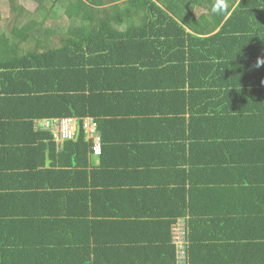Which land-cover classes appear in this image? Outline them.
I'll use <instances>...</instances> for the list:
<instances>
[{"label": "trees", "instance_id": "1", "mask_svg": "<svg viewBox=\"0 0 264 264\" xmlns=\"http://www.w3.org/2000/svg\"><path fill=\"white\" fill-rule=\"evenodd\" d=\"M20 1L8 0L7 17L0 10V161L5 162L0 176L11 157L34 170L47 151L53 154L52 135L37 129V121L86 116L98 121L103 134L100 166L92 173L109 174L110 161L119 155L114 142L128 136L110 138V109L114 118L126 119L125 126L112 128L122 133L136 124L133 110L146 107L138 114L152 119L159 131L170 125L190 131L188 139L197 143L212 141L208 162L195 155L200 165L195 172H205L195 177L210 181L226 175L225 182L231 176L225 186L234 187V201L246 200L251 205L244 206L255 209L248 219L251 240L264 252V0H31L38 5L33 12ZM161 103L176 109L175 120L158 116L165 111L157 107ZM176 133L168 132L164 141ZM84 141L81 134L70 147L82 174L92 157L91 144ZM35 177L31 191L17 187L31 204L23 195L6 199L11 206L0 211V264H71L78 243L68 236L65 249L55 245L57 221L51 223L49 213L40 210L44 187ZM237 186L247 192L238 194ZM162 199L147 205L173 217L171 231L178 220L192 219L190 208ZM181 200L188 204L182 195ZM57 229L71 231L66 223ZM90 240L88 233L80 238L87 246ZM190 240L192 248L196 239ZM142 247L147 253L137 259L143 264H177L173 244L158 252V263L150 255L155 249ZM85 248L80 264L91 257ZM123 249L114 250L124 254L117 263L128 264L140 253ZM257 257H262L257 264H264V255Z\"/></svg>", "mask_w": 264, "mask_h": 264}, {"label": "crops", "instance_id": "2", "mask_svg": "<svg viewBox=\"0 0 264 264\" xmlns=\"http://www.w3.org/2000/svg\"><path fill=\"white\" fill-rule=\"evenodd\" d=\"M134 83L138 85L140 81ZM159 105L157 107L165 108V111L158 116L167 118L168 121L176 119V109L172 105ZM144 108L146 107L133 110L134 114L131 113L130 118L136 124L133 128H122V133H116L112 128L125 126L126 119L123 116L114 118L110 109V119L106 121L110 123V138L120 134L128 136L114 142L119 155H114L117 161H110V173L103 174L104 177L102 174L96 176L92 173L99 168L100 158L89 155L86 174H82L80 163L76 164L77 159L74 161L70 158V147L73 145L75 148L79 137L74 142H67L62 148L56 145L53 154L47 151L45 158H42L44 165L33 163L36 166L34 170L20 167L29 166L24 157L18 156L26 161L21 165L17 164L24 162L11 157L12 162L6 164L9 170L0 176V211L11 206L6 199L20 198L23 195L27 204H31L26 191L17 190V187L24 185V188L31 191L33 177L36 176L35 179L39 178L44 187L40 191L41 198H38L40 210L49 213L47 219L51 223L57 221L55 245L59 246V251L65 249L63 244L68 236L78 243L70 253L71 264L82 262V246L88 247L85 249L90 252L88 261L91 264H106L108 260L109 264H124L117 263L124 255L121 252L115 253L117 247H124L123 252L129 251L133 255L139 251L135 259L128 260V264H136L135 260L137 264H143L142 259H137L143 252L147 253L143 245L155 249L150 255L158 263V252H168L165 246L168 248L172 245L170 222L173 217L165 216L162 211L149 208L148 205H159L164 200L162 198L174 199L178 208H190L194 213L193 216L189 215L192 217L191 238L196 239L192 241L190 253L192 264H225L222 261L227 264H257V260L262 258L257 255H264V252H259L255 241L251 240L253 227L248 219L256 212L255 209L244 206L251 203L246 200L234 201V187L225 186L231 176L225 182H222L221 177L226 175L210 181L195 177L205 175L202 171L195 172L200 169V165H195V155L199 153L208 162L212 141L197 143L188 139L190 131H178L170 125L166 127L167 131H159L153 126L152 119L147 116L144 120L138 114ZM116 121L122 123L112 124ZM172 131L177 133L170 136L169 142L164 141L166 134ZM84 144L88 145L85 141ZM202 145L204 152L201 151ZM3 165L5 162L0 161L1 169ZM5 174L8 175L7 178ZM198 181L201 183L198 184ZM237 188L238 194L247 192L238 186ZM179 192L188 199L187 205H183ZM14 201L12 200L13 203ZM83 205L88 206L85 214L82 211ZM58 223H66L71 231H59ZM87 233L91 236L88 246L80 242L82 234L84 237ZM194 247L196 249L193 253ZM86 262L83 261L87 264ZM176 262L178 264L177 257Z\"/></svg>", "mask_w": 264, "mask_h": 264}, {"label": "built area", "instance_id": "3", "mask_svg": "<svg viewBox=\"0 0 264 264\" xmlns=\"http://www.w3.org/2000/svg\"><path fill=\"white\" fill-rule=\"evenodd\" d=\"M36 128L49 131L53 142L62 148L67 142H74L83 134L85 142L91 144L92 156L100 157L103 154V136L100 125L90 116L75 118H58L37 121ZM191 218L177 221L172 228V244L177 250L178 264H190L191 251Z\"/></svg>", "mask_w": 264, "mask_h": 264}, {"label": "rangeland", "instance_id": "4", "mask_svg": "<svg viewBox=\"0 0 264 264\" xmlns=\"http://www.w3.org/2000/svg\"><path fill=\"white\" fill-rule=\"evenodd\" d=\"M21 5L24 6L29 11H35L38 5L31 0H21ZM0 10L4 13V17H7L9 14V3L8 0H0ZM175 10V8H174ZM99 158V157H96Z\"/></svg>", "mask_w": 264, "mask_h": 264}]
</instances>
